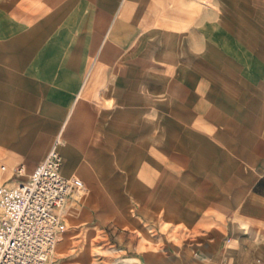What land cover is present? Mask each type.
Segmentation results:
<instances>
[{
	"label": "crops",
	"instance_id": "obj_1",
	"mask_svg": "<svg viewBox=\"0 0 264 264\" xmlns=\"http://www.w3.org/2000/svg\"><path fill=\"white\" fill-rule=\"evenodd\" d=\"M59 138L90 197L59 252L264 264V0H0V185Z\"/></svg>",
	"mask_w": 264,
	"mask_h": 264
},
{
	"label": "built area",
	"instance_id": "obj_2",
	"mask_svg": "<svg viewBox=\"0 0 264 264\" xmlns=\"http://www.w3.org/2000/svg\"><path fill=\"white\" fill-rule=\"evenodd\" d=\"M63 163L55 144L30 173L24 164L16 169L26 179L0 185V264H51L63 226L59 211L73 194L89 191L80 177L62 174ZM122 262L130 264H113Z\"/></svg>",
	"mask_w": 264,
	"mask_h": 264
},
{
	"label": "rangeland",
	"instance_id": "obj_3",
	"mask_svg": "<svg viewBox=\"0 0 264 264\" xmlns=\"http://www.w3.org/2000/svg\"><path fill=\"white\" fill-rule=\"evenodd\" d=\"M17 138V134L15 136ZM58 147L61 153L67 155L69 159H71V167L66 166L63 170V174L65 176H71L70 169L72 168L73 163H75L79 159V154L76 153L73 148H71L70 144H66L61 138H59ZM60 145H63V148L60 149ZM4 163H0V166ZM13 174V168L11 172L7 174L6 177L11 176ZM3 179V178H2ZM0 178V183L2 182ZM83 196L82 199L84 202H88L89 200V191L86 194H79ZM88 197H84L87 196ZM104 203L108 206H111L115 203L113 198L103 197L102 198ZM77 213L76 209L73 207L64 206L63 207V218L65 219V224L71 223L69 220H66V217H71L73 214ZM63 223L62 230L59 234V237H62V233L65 232L67 226ZM66 235L64 234L62 239L65 240ZM73 246L68 251H60L61 247V240L57 243L56 251L52 257L51 264H113L116 263L118 260L122 259L123 257H128L129 255L126 254L124 251L119 250L117 246L114 245L113 242H110L109 239L105 235H103L102 231H97L93 241L91 242V249L88 245L82 247V243L80 239H77ZM82 247V249H80ZM80 249V250H79ZM79 250V251H78ZM91 250V251H90ZM78 253L70 258V260L66 262H61L58 259L62 258L63 256H67L70 253ZM92 253V256H91ZM123 264V262H122Z\"/></svg>",
	"mask_w": 264,
	"mask_h": 264
},
{
	"label": "bare ground",
	"instance_id": "obj_4",
	"mask_svg": "<svg viewBox=\"0 0 264 264\" xmlns=\"http://www.w3.org/2000/svg\"><path fill=\"white\" fill-rule=\"evenodd\" d=\"M57 150L59 151V152H61L60 150H59V147H58V145H57ZM62 174H63V172H62ZM64 175V174H63Z\"/></svg>",
	"mask_w": 264,
	"mask_h": 264
}]
</instances>
